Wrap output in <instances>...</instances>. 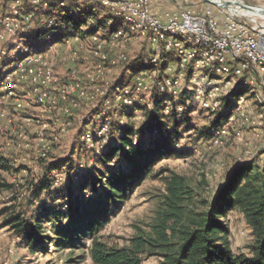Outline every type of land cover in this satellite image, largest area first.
<instances>
[{"label":"rangeland","instance_id":"rangeland-1","mask_svg":"<svg viewBox=\"0 0 264 264\" xmlns=\"http://www.w3.org/2000/svg\"><path fill=\"white\" fill-rule=\"evenodd\" d=\"M5 1H0V12L4 9ZM67 1L69 2L68 5L77 4L76 6L80 7V9L84 10L86 8L84 4L78 3V0ZM243 1L264 7V0ZM146 2L148 12L154 16L150 10L149 0H146ZM174 4L176 11L186 9L196 13H208L219 23H223L226 17L232 14L235 16L234 18L247 22L248 28L252 27V30L255 33L258 32L261 39H264L263 15L246 16L240 12L234 13L202 0H174ZM187 4H189L188 8H186ZM93 11L98 14L100 9L94 8ZM121 27L123 29L126 28L122 24ZM82 28L81 31L83 32L92 29ZM97 32L100 36L105 34L102 29ZM135 32L128 31L126 38H120L118 42L121 47L117 45V47L113 46L111 48L110 60L105 63L104 68L99 72L93 65V63L100 61L98 55L89 54L87 61L79 59L74 62L69 57L71 50L66 48L64 49L66 54L61 52V56L52 55L45 58L44 62L52 72L55 80L61 78L64 80L66 78L68 83L72 82V79L69 78V73L72 69H76L77 77L80 76L83 79L82 81L85 84L83 86L80 85L79 88L81 90L79 93L83 92L85 99L78 102L77 105L73 106L75 102L70 103L71 96L67 97L71 95V90L68 91V85H64L63 88L60 83L61 88L58 89L57 93L60 95L59 98L63 100L58 101V103H61L58 104L60 108H56L52 113H45L44 109L37 106L35 97L27 94L26 85L23 81L17 83L15 91H13L16 96L11 100L7 97L3 99L0 97V152L2 155L10 156L12 161H10V164L19 165L20 167H22L21 165L29 166L32 173L37 174L38 165L32 160L29 161V159L32 157L37 158V155L49 147L54 139L59 144V151L57 152L60 154L58 159L61 161L64 159L63 163L51 172V175L56 179L55 187L60 189L67 181H77L76 176L84 174L94 163V155L106 150L114 141V136L111 137L109 130L106 134L101 130L103 123H101L99 118L105 117L106 121L108 120L109 129L113 121H117L119 127L130 123L135 129H138L139 125L144 121L146 110L160 109L165 115L173 112L170 103H165L159 99L155 101L157 97L153 93V82H148L146 79L145 84L142 85L143 88H137L136 85H133L134 75L138 72H143V67H146L143 59L155 57L156 60L159 58L161 60V57L165 56L160 43L153 41L148 34L141 35V33ZM30 36L31 40L28 39V42L33 47L46 46L52 42L44 40V38L34 40L35 36L33 34ZM13 44L8 37L1 40L0 55H2V48L11 47L10 45ZM70 44L73 47H77L78 43L73 42ZM81 44L83 57L87 55L86 48L90 43L86 38H83ZM6 54L8 53L4 55ZM121 54L126 56L127 59L125 61H121L118 58ZM174 58L172 57L170 60L169 70L163 69L159 75H174L178 71L177 58ZM12 61H15V59L9 60L7 63ZM170 61L168 60L167 64ZM5 65H7L6 62ZM127 68L128 71L126 70ZM97 75L98 80L92 82L89 80V77L95 78ZM248 75L253 77L252 90L248 88L231 90L226 85L227 80H229L230 84L236 86L241 78L244 79ZM240 77L232 74L218 75L216 77L220 92L217 97L213 98L218 102L223 97H226L228 98V104H221L214 110L212 106L204 107L193 98L195 95L193 93L195 92L192 91L193 86L188 82L187 78L181 80V91L186 93L185 103L183 104L185 105L184 111H187L188 119H186V115L176 114V120L179 123V136H174V147L176 150L182 151L184 155L163 158L155 166L157 171L168 169L187 176L194 185L198 186L197 192L206 199L215 195L216 190L223 185L225 175L234 165L252 160H256L261 164L264 162V156L260 154L264 149V98L261 95L262 88H264V71H262V74L258 70L257 72L255 70L253 72L250 71L249 74L245 71L243 76ZM2 78L3 74L1 73L0 80ZM116 86L119 90L126 87L135 89L134 93L129 97L132 100V104L125 109L119 110V102L115 97L117 95ZM52 96L55 95L52 93ZM177 98L180 99L179 96ZM213 98L210 99L209 105H213L215 101ZM107 99L108 102H106ZM153 102L155 104L157 102L158 106L152 104ZM65 106L71 107L73 111L70 112L68 110L70 113H64L63 107ZM219 111L222 112L223 119L220 127L218 126L221 129L219 130L218 127L217 130L213 129L215 133L219 130V133H216L215 137L211 139L198 137L197 131L207 130ZM126 113L128 116H125ZM170 121L171 119H169V123H171ZM83 124H86L85 128H81ZM170 127L172 128V126ZM86 128L95 135L93 142L87 144V147L92 149V153L84 155L83 152H77L71 155L72 151L70 152V149L74 138H76L77 130H81L79 133H81V139L84 141L82 132ZM70 160L72 161L71 164ZM70 165L74 168L68 170L67 167ZM166 174L167 172H163L155 178H148L136 189L121 209L99 231L105 241L124 245L134 232L135 225L145 227V224L154 215L158 205L157 195L163 190ZM25 175H27L25 169H22L20 173L0 171V182L13 183L18 187L23 183V178L21 177H25ZM58 195H63V193L60 192ZM85 196L86 198L93 197V194L86 191ZM8 197L9 193L0 190V209L4 205L9 204L7 202ZM65 200L66 198L59 199L57 203H64ZM226 220L232 251L235 254H247V247L252 237L250 228L245 224L242 215L237 211H230L226 215ZM44 226L46 233L52 235L49 224L46 223ZM77 253L79 254L75 250L74 254L77 255ZM143 262L144 264H157V259L152 256L145 258ZM0 264H90V262L88 258L80 262L68 260V248L57 250L53 242L30 252L26 248L20 247L19 240L2 225V218L0 217Z\"/></svg>","mask_w":264,"mask_h":264},{"label":"trees","instance_id":"trees-1","mask_svg":"<svg viewBox=\"0 0 264 264\" xmlns=\"http://www.w3.org/2000/svg\"><path fill=\"white\" fill-rule=\"evenodd\" d=\"M50 5L51 12L55 11L73 30L78 31L84 24L86 13L80 11L74 15L69 7L73 4L60 9L53 3ZM115 27L114 22L106 26L96 21L92 29L81 31L78 36L81 40L86 38L91 45L90 35L102 29L105 34L99 37L108 43ZM33 35L34 40L44 38L40 31ZM57 39L58 35L50 41ZM3 71L0 70V75ZM179 97L185 103V91ZM224 103L228 104V98L223 97ZM182 115L188 119L187 111ZM144 116L138 129L130 123L119 127L113 121L109 129L111 137L114 136L112 144L94 155V163L84 174L76 176L77 181H67L60 189L55 187L56 179L51 172L64 159H58L59 144L54 139L41 151L43 154L29 159L38 165L37 174L29 166L10 164V156L0 152V171H27L18 187L0 182V190L9 193V204L0 209L2 225L19 240L20 247L33 252L53 242L57 250L68 248V260L74 262L88 258L90 264H144L145 258L154 256L157 264H264V162L252 160L234 165L215 195L206 199L187 176L168 169L155 170L161 159L184 155L174 147V136H179L176 112L165 115L154 109L146 110ZM99 120L104 123L106 119ZM222 120L219 111L211 129L198 130V137H215L217 132L213 129L217 130ZM85 127L86 124L81 126ZM80 131L77 130L72 142L71 155L77 152L90 155L92 149L81 139ZM260 154L264 156V149ZM72 168V165L67 167ZM163 172H167L164 187L157 195L158 205L151 220L145 227L135 225L124 245L105 241L99 231L146 179ZM86 191L93 197L86 198ZM60 192L63 195H58ZM63 198H66L64 203H57ZM230 211L239 212L250 228L252 239L247 254L232 251L226 220ZM46 223L52 235L46 233ZM75 250L79 254L75 255Z\"/></svg>","mask_w":264,"mask_h":264},{"label":"built area","instance_id":"built-area-1","mask_svg":"<svg viewBox=\"0 0 264 264\" xmlns=\"http://www.w3.org/2000/svg\"><path fill=\"white\" fill-rule=\"evenodd\" d=\"M79 2L85 5L84 10L76 5L69 6L67 0H6L4 2V9L0 12V41L8 37L14 44L2 48L0 55V70L6 69L0 80L2 99L15 97L13 91L17 83L23 81L27 94L35 97L37 106L44 109L45 113H52V110L60 108L57 106L60 97L57 92L61 88L60 85L63 88L64 85H68L71 95L66 94V96L68 98L71 96L70 103L75 102L73 106L77 105L85 99L83 92L79 93L80 85L85 84L83 79L77 77L76 69H72L69 73L72 82L68 83L66 78L64 80L61 78L62 82L60 79L55 80L44 62L45 58L52 55L61 56V52L66 54L64 51L66 48L71 50L69 57L74 62L79 59L87 61L89 54L98 55L100 61L93 65L99 72L110 60L108 56L112 51L111 48L117 45L121 47L118 41L120 38H126L128 31H136L135 33L139 32L141 35L148 34L153 41L160 43L165 55L161 57L162 61L160 58L156 60L155 57L143 59L146 69L134 75L133 85L143 88L146 79L148 82H153V93L157 97L155 101L159 99L170 103L171 110L178 115L185 110V105L177 98L182 92L180 82L184 78H187L193 86L192 91L195 92L193 98L202 106H212L214 110L222 104V100L217 102L214 99L220 92L216 78L218 75L232 74L242 77L245 71L247 74L254 70L260 71L261 74L264 71V39H261L259 33H255L252 27L248 28L247 22L234 18L232 14L226 17L223 23H219L208 13L181 9L167 15L164 20H159L148 12L146 0H78ZM52 3L55 4L56 9L69 6L74 15L84 11L86 13L84 24L78 31L73 30L55 12H51ZM95 6L100 9L98 14L93 11ZM96 21L103 22L106 26L114 22L116 27L112 32L111 41L107 43L102 40L98 32L91 34L89 39L92 44L87 45V55L82 57L79 32L82 27H93ZM121 24L126 28L123 29ZM37 31H40L41 36L48 41L56 35L59 39L46 46L33 47L26 37ZM73 42L78 43L77 47L70 44ZM5 53L8 54L4 55ZM172 57L177 58L178 71L174 75H159L163 69L169 70ZM118 58L121 61L127 59L124 54L119 55ZM13 59L15 61L7 63ZM168 60L170 63L167 64ZM126 70L128 71V68ZM89 78L91 82L96 81L98 75ZM252 79L253 77L248 75L244 79L241 78L236 86L230 84L229 80L226 85L231 90L240 88L252 90ZM116 89L115 97L119 102V110L130 106L132 100L129 97L135 89L126 87L119 90L117 86ZM52 93L55 96H52ZM261 95L264 98V88ZM211 98L215 100L213 105H209ZM155 105L158 106V103L156 102ZM68 110L73 111L71 107H63L64 113L68 114ZM101 130L107 133L108 120L102 124ZM82 135L86 144L92 143L95 137L88 128L83 130Z\"/></svg>","mask_w":264,"mask_h":264},{"label":"water","instance_id":"water-1","mask_svg":"<svg viewBox=\"0 0 264 264\" xmlns=\"http://www.w3.org/2000/svg\"><path fill=\"white\" fill-rule=\"evenodd\" d=\"M215 6L237 13L239 11H252L255 16H264V7L255 6L243 0H202Z\"/></svg>","mask_w":264,"mask_h":264},{"label":"crops","instance_id":"crops-1","mask_svg":"<svg viewBox=\"0 0 264 264\" xmlns=\"http://www.w3.org/2000/svg\"><path fill=\"white\" fill-rule=\"evenodd\" d=\"M149 3L151 13L159 20H164L167 15L176 12L174 0H149ZM188 5L186 8H188Z\"/></svg>","mask_w":264,"mask_h":264},{"label":"bare ground","instance_id":"bare-ground-1","mask_svg":"<svg viewBox=\"0 0 264 264\" xmlns=\"http://www.w3.org/2000/svg\"><path fill=\"white\" fill-rule=\"evenodd\" d=\"M232 12V11H231ZM241 14H243V15H246V16H255L254 14H253V12L252 11H247V10H245V11H239Z\"/></svg>","mask_w":264,"mask_h":264}]
</instances>
